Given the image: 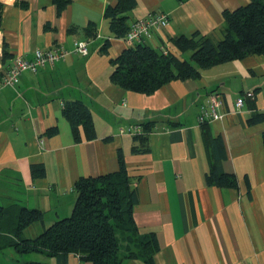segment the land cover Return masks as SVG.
Here are the masks:
<instances>
[{
    "label": "crops",
    "instance_id": "0c3cea01",
    "mask_svg": "<svg viewBox=\"0 0 264 264\" xmlns=\"http://www.w3.org/2000/svg\"><path fill=\"white\" fill-rule=\"evenodd\" d=\"M135 1L136 7L127 13L130 24L152 15L168 17L169 25L152 31L146 44L186 60L190 53L180 54L172 39L198 33L220 41L226 29L222 12L249 2ZM0 2V57L3 43L10 55L3 64L0 61V77L15 58L31 60L35 50L61 47L71 52L75 42L88 43L87 56L70 53L53 66L22 73L15 87L0 89L3 237L17 241L13 230L21 209L43 214L42 222L22 230L21 240L34 239L69 217L75 182L116 172L121 152L136 194L132 209L136 231L116 233L121 264H144L138 239L148 235L157 246L153 264H264V122H247L254 113L264 114V56L221 64L203 70L196 80L171 82L144 96L109 81L110 60L129 47L123 39L113 38L103 18L106 6L115 0H72L60 16L52 0ZM86 30L94 31V36ZM105 40L110 42L107 55L100 53ZM249 92L254 100L244 99L237 111L236 100ZM214 94L222 99L219 112L224 117L207 128L212 138L221 139L225 153L215 165L236 177L237 189H220L205 181L214 163L197 118ZM70 101H81L90 110L94 140L74 142L61 114ZM145 125L149 131L144 143L121 133ZM52 128L57 134L45 135ZM32 166H42L44 176L32 177ZM66 264L88 263L70 254Z\"/></svg>",
    "mask_w": 264,
    "mask_h": 264
},
{
    "label": "trees",
    "instance_id": "16d2710c",
    "mask_svg": "<svg viewBox=\"0 0 264 264\" xmlns=\"http://www.w3.org/2000/svg\"><path fill=\"white\" fill-rule=\"evenodd\" d=\"M71 2L52 0L56 15L60 16ZM20 6L26 7V4ZM135 7V0H115L106 6L103 18L114 39L125 38L130 27L127 13ZM2 8L0 2V25ZM222 17L226 29L220 41L214 42L198 33L191 37L178 36L172 39V45L180 54L190 53L188 60L171 53L165 55L146 43L125 48L115 59L110 60L113 67L110 83L128 92L151 96L171 82L196 80L203 70L249 56H264V0H249L243 7L223 11ZM86 32L89 37L95 34L94 31ZM109 47V40H105L100 53L107 55ZM7 49L3 43L0 57L2 64L10 59ZM61 114L70 126L75 143L96 138L91 112L81 101L65 102ZM247 122L249 125L260 124L264 122V114L254 113ZM207 126V123L202 124L214 164L205 175L206 184L220 189H237L236 177L215 165L220 159H225V153L221 139L212 138ZM141 128L144 134L133 138L144 143L149 125ZM56 134V128L45 132L49 137ZM262 137L264 145V133ZM117 161L116 172L79 178L74 184L75 201L70 216L57 220L34 239L21 240L19 236L29 225L42 222L43 214L38 210H19L13 230L17 241L3 237L0 228V250L11 248L18 254H43L55 259L57 264H66L70 254L77 255L81 262L88 264H121L123 258L119 254L116 233L118 230L136 231L132 217L136 194L121 152H118ZM31 175L34 178L44 176L43 167L32 166ZM2 214L3 209L0 207V220ZM138 241L145 258L144 264H153L152 257L157 251L154 237L141 236Z\"/></svg>",
    "mask_w": 264,
    "mask_h": 264
},
{
    "label": "built area",
    "instance_id": "2783aa9c",
    "mask_svg": "<svg viewBox=\"0 0 264 264\" xmlns=\"http://www.w3.org/2000/svg\"><path fill=\"white\" fill-rule=\"evenodd\" d=\"M169 25L168 17L166 15H152L147 19H136L130 24L129 31L127 32L123 41L128 46L135 44L147 43L150 41L151 32L164 29ZM88 43L86 41L75 42L71 52L61 48L54 47L49 50H35L33 58L26 60L17 57L13 60L10 67L0 77V89L4 87H15L18 84L19 76L24 72L36 73L39 69L46 66H53L56 63L63 61L70 53L87 56ZM166 55L167 52L163 51ZM249 98L254 100L253 93H246L244 97L236 100L234 107L237 111H240L245 103L244 99ZM223 107L222 99L219 95H210L206 104L201 106L198 112L197 121L199 124L212 123L214 121L222 120L223 113L219 111ZM122 134L129 135L131 137H138L143 135V130L140 126L129 127L125 131H121Z\"/></svg>",
    "mask_w": 264,
    "mask_h": 264
},
{
    "label": "rangeland",
    "instance_id": "374dc122",
    "mask_svg": "<svg viewBox=\"0 0 264 264\" xmlns=\"http://www.w3.org/2000/svg\"><path fill=\"white\" fill-rule=\"evenodd\" d=\"M54 261L55 259H49L47 261L45 258H41L35 253L18 254L12 249L0 250V264H21L23 262H40L42 264H52Z\"/></svg>",
    "mask_w": 264,
    "mask_h": 264
}]
</instances>
